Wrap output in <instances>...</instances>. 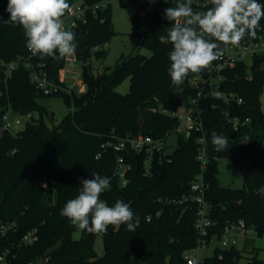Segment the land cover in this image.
<instances>
[{
    "label": "trees",
    "instance_id": "trees-1",
    "mask_svg": "<svg viewBox=\"0 0 264 264\" xmlns=\"http://www.w3.org/2000/svg\"><path fill=\"white\" fill-rule=\"evenodd\" d=\"M73 1L68 0L69 5ZM84 1L91 7L102 1L106 4L95 12L90 8L85 21L80 20L68 29L75 33V56L83 63L86 89L81 93L73 89L45 94L32 77L33 68H41L50 80L60 83V70L67 56L57 60L31 55L23 27L0 24V125L8 110L20 115L32 113L23 129L16 133L2 132L0 137V254L8 252L13 264H25L47 255L49 260L41 264H133V257L141 264H186L185 254L197 243L196 208L191 201L181 200L192 194V184L201 171L196 158L197 134L190 138L178 136L175 148L167 157H157L148 175L144 173L143 153L125 150V161L131 165L126 172V184L115 173L119 152L114 146L120 138L140 133L155 137L172 134L177 118L154 112L153 107L162 103L170 110L181 108L195 95L192 79L206 69L190 72L179 86L182 91L171 82L168 71L171 45L159 43L158 37L166 36L174 23L163 14L164 9L175 7L177 0H159L145 26L141 15L149 3L119 0L131 17L137 46L148 48L151 54H123L111 71L95 70L93 55L105 56L107 49L103 46L117 31L108 0ZM258 2L264 4V0ZM7 6L8 0H0L3 20L10 18ZM192 7L196 12L195 6ZM260 25L255 38L264 35V19ZM246 39L253 38L246 34L243 40ZM97 45L100 49L92 51ZM13 61L19 65L5 80L2 63ZM225 72L224 90L244 99L232 108V114L251 120L236 130L225 119L223 110L227 107L223 101L205 102L203 118L210 156L204 171L208 184L206 197L212 205L211 217L215 222L212 231L217 233L228 222L239 219L251 227L264 223V194L258 192L264 187V110L260 101L264 58L255 57L251 65L239 62ZM127 77L130 89L121 93L117 87ZM55 94L63 96L73 110L49 125L44 116L47 114L54 120V113H49L40 99ZM214 131L229 138L226 151L215 150ZM244 138L248 140L242 141ZM223 158L248 160L242 187L221 182L219 163ZM94 173L110 178L111 189L101 194L104 202L109 206H114L117 200L129 204L134 221H139L135 231H127L126 225H110L106 232L90 233L78 229L61 214L65 204L78 196L80 181L93 178ZM13 222L15 225L3 233L1 225ZM33 229L38 231V240L24 244L23 236ZM79 230L80 236L75 237ZM99 234L104 241L102 255L95 249ZM242 257V251L234 246L217 248L206 261L241 264ZM246 264H264V259L254 255Z\"/></svg>",
    "mask_w": 264,
    "mask_h": 264
},
{
    "label": "clouds",
    "instance_id": "clouds-1",
    "mask_svg": "<svg viewBox=\"0 0 264 264\" xmlns=\"http://www.w3.org/2000/svg\"><path fill=\"white\" fill-rule=\"evenodd\" d=\"M210 4L212 7L204 13L193 11L192 0H177L175 7L164 9V18L174 23L158 41L171 45L168 71L172 84L180 91L190 72L200 73L210 67L224 56L228 45L239 47L246 34L255 38L264 19V4L258 0H210ZM69 8L68 0H8L10 18L0 17V24L22 26L26 46L33 55L58 60L74 55L77 47L75 33L65 29L62 19ZM212 143L217 152L230 146L229 138L215 131ZM80 186L78 196L61 211L78 229L99 233L106 232L110 225H126L131 232L139 226L129 204L117 200L109 206L101 199V194L111 189L109 177L94 173L93 178L82 179ZM258 192L264 194V187Z\"/></svg>",
    "mask_w": 264,
    "mask_h": 264
},
{
    "label": "built area",
    "instance_id": "built-area-1",
    "mask_svg": "<svg viewBox=\"0 0 264 264\" xmlns=\"http://www.w3.org/2000/svg\"><path fill=\"white\" fill-rule=\"evenodd\" d=\"M158 1L159 0H155L154 4L152 3L154 6L153 8L157 6ZM105 4L106 2L102 1L91 7L86 4L84 0H74L70 4L69 10L66 11L65 16L62 18L65 29L68 30L75 26L80 20L85 21L87 19V11L90 8H93L92 11L95 12L96 9L105 6ZM192 5L195 6L196 12L200 13H204L212 7L210 0H192ZM220 47L225 48L222 44ZM99 49L100 47L97 45L92 48V51H97ZM31 55L33 54L31 53ZM255 57L264 58V35H260L258 38L243 40L239 47L228 45L225 48V54L221 59L212 62L211 66L206 68L204 74L192 79V85L196 90L195 95H193L187 102L183 103L178 110H170L162 103H159V106L153 107L152 109L154 112H161L177 118L178 124L173 128V133H177L178 136L183 135L190 138L197 134L196 158L200 164L201 171L197 175L195 182L192 184V194L181 200V202L191 201L196 208L195 229L197 231V243L193 249L185 254L186 264H212L211 262L206 261V258L211 256L201 258L200 252L203 248H213L214 255L217 248L226 249L234 246L237 247L239 237L250 236L255 232L256 227L249 226L244 219L228 222L220 233L212 231L215 222L211 217L212 205L206 197L208 184L204 175V171L210 161V156L203 118L205 102L207 99H216L225 103L227 107L223 110L225 119L234 129L237 130L250 122V117L241 118L239 115L232 114V108L235 105L243 103L244 99L235 92H227L224 90L223 84L225 80H227V74L225 71L229 67H234L237 63L242 61L251 65ZM79 62L81 65H79ZM2 65L4 66L5 80H7V78L12 75L14 69L19 65V62H3ZM27 65L31 66L30 63H27ZM103 69L104 68H101L100 71ZM62 75L82 76L83 63L79 61L75 55L67 56L65 64L60 70V83L50 80L47 73L41 68L39 70L33 68L32 71L34 81L42 88L45 94H54L60 90H66L68 92L73 90L71 85H62V83H64ZM248 78L251 79L252 75L249 74ZM21 116H25L29 120L32 117V113L20 115L14 114L11 110H8L2 118L0 137L2 132L5 131H11L13 133L18 132L14 131V125L22 123ZM172 134L169 133L166 136L155 137L140 133L138 135L120 138L114 146L119 152L115 173L122 178L123 184L128 182L126 172L131 168V165L126 163L123 152L125 150H133L138 154L143 153L145 158L144 173L147 175L151 174L154 160L157 157L160 159L165 158L170 153L171 150L169 147L171 145L169 143V138ZM148 219H151V215L148 216ZM13 225H15V222L3 223L1 225L2 232L6 233L7 229ZM38 238L37 229H33L23 236L22 242L24 244H30L37 241ZM219 257L221 258L222 255L220 254ZM49 258L50 256L47 255L36 261L26 262L25 264H41L43 261H48ZM0 264H13L9 259L8 252L0 254Z\"/></svg>",
    "mask_w": 264,
    "mask_h": 264
},
{
    "label": "rangeland",
    "instance_id": "rangeland-1",
    "mask_svg": "<svg viewBox=\"0 0 264 264\" xmlns=\"http://www.w3.org/2000/svg\"><path fill=\"white\" fill-rule=\"evenodd\" d=\"M112 9V20L117 31L116 35L106 43L103 48L107 49L105 56L98 57L93 55L92 65L95 70H101L105 68L108 71L115 66L123 54H137L143 53L150 55L151 51L146 47H138L136 42V35L133 33L134 26L129 15V12L123 7L119 0H108ZM149 2V6L141 15V23L145 26L152 18L151 11L153 10V4L155 0H146ZM153 3V4H152ZM73 56V55H72ZM79 65L81 63L79 62ZM130 89V78H125L117 87V90L121 93H127ZM260 101L264 110V87L260 93ZM40 103L45 106L49 113H54V120H52L47 114H45V120L49 125L53 122L60 121L66 114H68L73 107H69L63 96L55 94L48 95L40 99ZM36 116L38 114L36 113ZM22 123L14 125V131H19L25 127L28 119L25 116H21ZM14 121V117H13ZM178 141L177 133H173L169 138L170 150H173ZM248 160L234 161L230 158H223L220 160V179L224 185L231 187H242L244 184L243 170L248 166ZM258 231V232H256ZM80 230L75 233V237H79ZM237 247L242 251L243 257L240 259L241 264H246L247 261L257 255L259 258L264 259V223L257 226L255 232L250 236L239 237ZM95 249L99 255H102L105 251L104 241L102 234H99L96 238ZM201 258L213 255V248H203L200 252Z\"/></svg>",
    "mask_w": 264,
    "mask_h": 264
},
{
    "label": "crops",
    "instance_id": "crops-1",
    "mask_svg": "<svg viewBox=\"0 0 264 264\" xmlns=\"http://www.w3.org/2000/svg\"><path fill=\"white\" fill-rule=\"evenodd\" d=\"M62 80L66 85H71L73 89L78 93L84 92L86 89V86L83 81V76L62 75Z\"/></svg>",
    "mask_w": 264,
    "mask_h": 264
},
{
    "label": "water",
    "instance_id": "water-1",
    "mask_svg": "<svg viewBox=\"0 0 264 264\" xmlns=\"http://www.w3.org/2000/svg\"><path fill=\"white\" fill-rule=\"evenodd\" d=\"M132 262L133 264H141V262L136 257L132 258Z\"/></svg>",
    "mask_w": 264,
    "mask_h": 264
}]
</instances>
